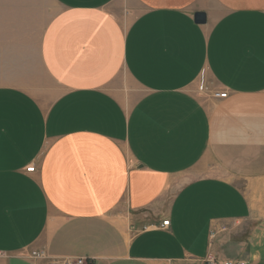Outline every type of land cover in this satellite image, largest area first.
I'll return each instance as SVG.
<instances>
[{
	"label": "crops",
	"instance_id": "obj_1",
	"mask_svg": "<svg viewBox=\"0 0 264 264\" xmlns=\"http://www.w3.org/2000/svg\"><path fill=\"white\" fill-rule=\"evenodd\" d=\"M53 2L0 86V264H264V0Z\"/></svg>",
	"mask_w": 264,
	"mask_h": 264
},
{
	"label": "rangeland",
	"instance_id": "obj_2",
	"mask_svg": "<svg viewBox=\"0 0 264 264\" xmlns=\"http://www.w3.org/2000/svg\"><path fill=\"white\" fill-rule=\"evenodd\" d=\"M56 11L53 0H0V86L17 84L22 52H26L27 60H34L36 52L33 44H36L39 31ZM206 86L207 80L202 77L201 94L206 91ZM255 180L237 182L254 204L252 220L243 226L242 231L248 241H262L264 247V176L255 177Z\"/></svg>",
	"mask_w": 264,
	"mask_h": 264
},
{
	"label": "built area",
	"instance_id": "obj_3",
	"mask_svg": "<svg viewBox=\"0 0 264 264\" xmlns=\"http://www.w3.org/2000/svg\"><path fill=\"white\" fill-rule=\"evenodd\" d=\"M227 96H228L227 93H222V94L218 95V97H220L222 99L227 98ZM28 171L29 172H34L35 168L34 167H30V168H28ZM168 225H169L168 221H165L163 223V226H168ZM207 262H208V264H218V260L212 255L208 257ZM66 264H93V263L89 259L79 258L77 260L68 261V262H66ZM228 264H236V263L234 261H230V262H228ZM239 264H246V263L245 262H240Z\"/></svg>",
	"mask_w": 264,
	"mask_h": 264
},
{
	"label": "water",
	"instance_id": "obj_4",
	"mask_svg": "<svg viewBox=\"0 0 264 264\" xmlns=\"http://www.w3.org/2000/svg\"><path fill=\"white\" fill-rule=\"evenodd\" d=\"M207 21V17L205 13H197L195 15V22L198 24H205Z\"/></svg>",
	"mask_w": 264,
	"mask_h": 264
}]
</instances>
